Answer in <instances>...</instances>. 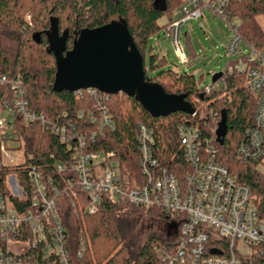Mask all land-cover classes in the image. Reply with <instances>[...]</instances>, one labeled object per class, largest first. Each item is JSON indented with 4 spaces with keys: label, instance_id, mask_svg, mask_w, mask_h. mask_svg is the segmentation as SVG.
Listing matches in <instances>:
<instances>
[{
    "label": "trees",
    "instance_id": "16d2710c",
    "mask_svg": "<svg viewBox=\"0 0 264 264\" xmlns=\"http://www.w3.org/2000/svg\"><path fill=\"white\" fill-rule=\"evenodd\" d=\"M186 0H0V74L22 81L31 109L43 115L51 126L70 123L79 133L98 128L96 99L87 91L54 92L55 59L48 53V31L56 28L65 49L70 50L82 29H96L111 21L122 20L143 58L145 78L158 84L167 94L180 96L195 113H174L167 117L150 116L133 98L124 94L108 95L105 105L111 116L112 131L88 141L86 152L113 153L119 171L130 179L141 180L138 167L137 134L139 125L153 132L152 158L159 166L176 175L184 171L183 150L177 137L181 125L214 128L209 111L217 114L216 132L224 118V133L217 140L218 160L235 180L250 190L251 202L264 212V159L254 163L241 160L237 148L253 126L255 96L248 90L245 74L222 71V85L209 96L199 88L190 72H175L164 57L149 48L152 38L178 19ZM226 13L238 28L244 43L264 52V0H232ZM29 16L30 25L25 23ZM165 23L160 25L159 22ZM187 38V34H185ZM148 53V62H145ZM190 50V60L195 59ZM189 60V61H190ZM230 63L229 65L233 64ZM101 94H99L100 96ZM89 115L96 118L95 122ZM11 128L21 150L30 157L41 176L56 187L74 178L67 169L57 172L56 165L67 166L73 159L71 147L62 144L54 133L39 123H26L14 114ZM47 128V127H46ZM0 169V186L6 173L27 178L26 164ZM61 189V188H60ZM76 195L61 192L56 203L65 229L72 264H157L156 248L162 240L152 237L138 247L128 240L129 217L135 213L166 216L153 208L145 209L122 200L103 196L94 215H85L87 197L76 188ZM80 256H78V252Z\"/></svg>",
    "mask_w": 264,
    "mask_h": 264
},
{
    "label": "built area",
    "instance_id": "2783aa9c",
    "mask_svg": "<svg viewBox=\"0 0 264 264\" xmlns=\"http://www.w3.org/2000/svg\"><path fill=\"white\" fill-rule=\"evenodd\" d=\"M231 1L186 0L178 19L165 33L171 39L179 62L186 65L189 60L184 55L181 40L182 27L188 22L198 21L208 11L232 32L225 51L234 57V63L228 65L226 71L245 74L247 88L255 96L253 126L246 130L237 154L245 162L257 163L264 159V52L243 42L237 25L232 24L233 20L226 13ZM221 85L222 77L203 87L204 93L209 96ZM82 91L95 97L99 114L98 128L89 133H79L70 123L51 126L43 115L31 109L27 90L19 77L0 74V112L17 114L26 123H39L57 135L62 144L71 147L72 143L74 150L73 160L67 166L56 165L57 172L67 169L74 175L60 189L27 163L30 157L21 150L11 128L12 121L6 124L0 119V169L27 163L25 180L16 173H6L0 186V264H72L56 200L63 191L75 196V188L88 199L85 215L97 212L103 196L160 210L166 216L167 226L166 237L156 248L157 264H264V212L253 206L249 188L238 183L217 158V114L209 111L214 128H209L208 133L205 128L178 127L177 137L185 164L182 175L158 165L151 153L153 132L139 125L141 180L131 183L117 168L113 153L86 152L88 141L114 128L105 105L108 95L93 89ZM89 119L96 120L92 115ZM8 129L9 136L6 135ZM10 141L17 142L19 147L8 146ZM18 150L23 163L15 165L10 151Z\"/></svg>",
    "mask_w": 264,
    "mask_h": 264
},
{
    "label": "water",
    "instance_id": "95a60500",
    "mask_svg": "<svg viewBox=\"0 0 264 264\" xmlns=\"http://www.w3.org/2000/svg\"><path fill=\"white\" fill-rule=\"evenodd\" d=\"M48 34L47 51L53 54L56 67L54 92L93 89L105 95L124 94L154 118L194 113L182 97L167 94L161 86L145 78L143 58L122 20L111 21L96 29L80 30L75 34L70 50L65 49L55 27ZM222 74H214L211 83L218 81ZM223 120L216 132L218 140L225 130Z\"/></svg>",
    "mask_w": 264,
    "mask_h": 264
},
{
    "label": "rangeland",
    "instance_id": "374dc122",
    "mask_svg": "<svg viewBox=\"0 0 264 264\" xmlns=\"http://www.w3.org/2000/svg\"><path fill=\"white\" fill-rule=\"evenodd\" d=\"M25 23L30 25L29 16L25 18ZM163 23L164 20L159 22V24ZM259 23L264 30V19L262 17L259 18ZM232 24L236 23L232 21ZM182 31L181 45L184 55L189 58L190 50L196 55L195 59L189 61V64L184 65L179 62L171 39L167 35L165 36L163 32L152 38L149 48L152 47L155 54L158 53L163 56L170 69L177 68L179 72H191L195 76L199 88L210 86L212 76L225 71L227 66L234 60V57L228 56L225 51L229 40L232 38V32L224 22L208 11H205L198 21L194 20L184 25ZM184 34H187V38L184 37ZM145 62H148V53ZM0 119L9 124L12 121V116L1 111ZM10 133L11 131L8 129L6 135L9 136ZM8 146L16 149L19 147L15 141H10ZM10 157L15 165L23 163L20 150L10 151ZM102 160L103 157H100V161ZM129 221L131 226L128 228V240L134 242L138 247L144 246L152 237L159 240L166 237V221L159 219L156 214L135 213L129 217Z\"/></svg>",
    "mask_w": 264,
    "mask_h": 264
},
{
    "label": "crops",
    "instance_id": "0c3cea01",
    "mask_svg": "<svg viewBox=\"0 0 264 264\" xmlns=\"http://www.w3.org/2000/svg\"><path fill=\"white\" fill-rule=\"evenodd\" d=\"M164 23H165V21H164ZM164 23H163V24H164ZM163 24H160V25H163ZM163 33H164L165 36H166V35L168 36L167 33H165V32H163ZM168 37H169V36H168ZM184 37H185V34H184ZM161 57H163V56H161ZM189 58H190V57H189ZM189 58H188V60H190ZM188 64H189V63H188ZM172 70L175 71V72H179L177 68H174V69H172Z\"/></svg>",
    "mask_w": 264,
    "mask_h": 264
}]
</instances>
